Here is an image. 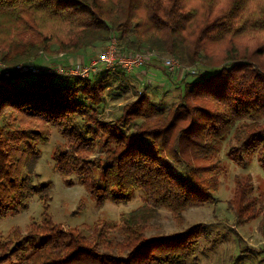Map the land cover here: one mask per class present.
I'll list each match as a JSON object with an SVG mask.
<instances>
[{
  "label": "trees",
  "instance_id": "obj_1",
  "mask_svg": "<svg viewBox=\"0 0 264 264\" xmlns=\"http://www.w3.org/2000/svg\"><path fill=\"white\" fill-rule=\"evenodd\" d=\"M113 39L120 55L145 54L149 69H162L172 85L140 84L148 67L103 66L81 78L50 64L104 51ZM165 55L183 68L158 63ZM0 62V218L29 210L36 196L44 203L42 221L0 236V264H182L208 235L197 224L148 238V207L124 225L56 223L53 184L35 183L40 144L54 131L63 139L55 169L79 178L99 206L139 192L179 223L187 209L214 201L216 159L230 134L238 142L232 159L256 156L264 168V0H0ZM21 64L41 72L20 73ZM237 185L228 207L244 225L262 209L249 181Z\"/></svg>",
  "mask_w": 264,
  "mask_h": 264
},
{
  "label": "rangeland",
  "instance_id": "obj_2",
  "mask_svg": "<svg viewBox=\"0 0 264 264\" xmlns=\"http://www.w3.org/2000/svg\"><path fill=\"white\" fill-rule=\"evenodd\" d=\"M113 41H110L107 46ZM99 55H104L102 49H97L92 54L91 58L93 61L88 65L76 62L74 63L75 65L67 66L65 64L68 58L58 59L57 61L55 58L54 60L50 59V64L58 65L59 61V63H63L59 66H64L67 69L71 66L85 68L91 66L99 58ZM169 57L176 56L165 55L160 57V62H157L165 64V60ZM153 58L156 57L154 56ZM147 61L148 58L146 57L145 65L136 70L142 71L144 69L146 71V67L149 70L147 79L144 82H140V84L145 85L150 80V82L155 83V86L161 87L164 84L171 86L173 81L169 76L162 69H149L152 65L148 64ZM152 61L154 60L150 62ZM2 65L4 64L0 62V68H2ZM59 66L52 67L51 70L58 72V69L64 68ZM110 70L112 71V69ZM100 71L99 69L97 72ZM179 73L176 74L180 75ZM131 95V98L134 99V92ZM123 102H112L107 109V114L116 111L122 106ZM61 142H63V139L57 131H54L51 142L40 144L42 158L37 168L38 176L35 179V183L39 186L48 183L53 184L49 214L56 223L66 227H78L85 223L95 224L99 221L124 225L130 213L140 208L148 207L145 209L152 211L150 218L147 220L148 238L184 232L197 224L206 225L207 237L201 241L195 256L188 258L182 264H235V258L239 255L240 250L245 254L242 264H257L259 259L264 257L260 255L264 250V168L256 156L253 158L246 157L240 163L232 159L230 148L238 144L236 134H230L223 141L216 159L222 174L220 176L221 185L214 194V201L187 209L184 212L181 223L169 211L156 209L151 204H148L144 199V195L139 192L126 203L107 201L103 206H99L95 197L80 183L79 178H66L55 169L53 155L56 146L58 143L61 144ZM99 177L102 178L101 174H99ZM240 180L249 181L254 186V195L259 199L262 209L261 215L256 220L244 225L238 224L237 218L228 207L229 201L235 197L238 187L237 183ZM43 211L44 203L40 198L38 196L32 198L29 210L20 211L19 214L10 215L6 218H0V236L7 235L9 231L17 227L25 228L32 221H42Z\"/></svg>",
  "mask_w": 264,
  "mask_h": 264
},
{
  "label": "built area",
  "instance_id": "obj_3",
  "mask_svg": "<svg viewBox=\"0 0 264 264\" xmlns=\"http://www.w3.org/2000/svg\"><path fill=\"white\" fill-rule=\"evenodd\" d=\"M107 46L104 50V55H99L98 59L89 67L73 66L68 69L69 74H73L82 78H89L90 76L97 73V71L102 67V65L107 69H115L121 67L129 73L135 72L137 69L141 68L146 63V56L141 53H134L129 55H120L119 46L117 39ZM165 65L169 68L171 72H176L182 68L180 60L176 57H169L165 60ZM0 68V75L2 74ZM7 71V70H6ZM17 71L20 73H40L41 70L35 68L31 64H21L18 66ZM60 71H63L60 69ZM7 76H11V72H6Z\"/></svg>",
  "mask_w": 264,
  "mask_h": 264
},
{
  "label": "crops",
  "instance_id": "obj_4",
  "mask_svg": "<svg viewBox=\"0 0 264 264\" xmlns=\"http://www.w3.org/2000/svg\"><path fill=\"white\" fill-rule=\"evenodd\" d=\"M91 56H92L91 54H85V55H79V56L74 57V58H70L69 60L66 59V64L65 65H67V66L69 65L70 66V65H72V64H74L76 62L82 63L84 65H88L90 62L93 61V59L91 58ZM102 67H103V65H102ZM135 72H133V73H135Z\"/></svg>",
  "mask_w": 264,
  "mask_h": 264
}]
</instances>
